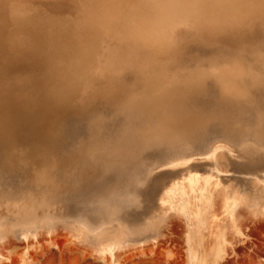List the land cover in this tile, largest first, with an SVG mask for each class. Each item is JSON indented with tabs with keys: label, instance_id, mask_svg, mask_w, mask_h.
<instances>
[{
	"label": "rangeland",
	"instance_id": "rangeland-1",
	"mask_svg": "<svg viewBox=\"0 0 264 264\" xmlns=\"http://www.w3.org/2000/svg\"><path fill=\"white\" fill-rule=\"evenodd\" d=\"M25 1H27L26 2L27 4L26 3L23 4L22 7L26 8L28 5L29 8L27 7L23 13L25 14L26 11H29L30 14V11L31 12L33 11L32 12L33 14L31 13L32 15H30V17L32 18H30L28 16L29 14H27V17H29L30 21L32 22H29V19L25 17L24 14L22 13L23 20L22 17L21 19L20 18H18L17 20L15 19L16 22L20 20L19 21L20 24L16 23V26H18L16 27L17 28L16 31L17 32L19 31L18 33L21 35V37L22 34L24 37L26 34V37L25 38L23 37L25 39L24 41L25 46L26 44L29 43L30 40H32V38L35 37L32 40L33 41L32 46L33 45L37 46V47L34 46V49L35 48L37 49L35 50L32 49L33 47L30 45L32 43L31 41L30 44H28V46L26 47L28 48L30 45L29 48H31L32 50L29 48L27 50L26 47L25 49L27 50V52L33 51L35 53V56L32 55L33 52L32 53L30 52L32 56L29 54V52L26 55V52L23 50V52H25L23 54H25L26 63H28V61L31 63V65L30 63L27 64V69H25L26 72L24 71V75L26 76L22 75L23 74L21 73L22 71L20 72L19 70L13 73V77H12V79L14 78L13 80L19 79L18 81H21L22 83L23 81H25L23 83L25 85V88L23 89L21 94H26V97L24 98L28 99V102H30V104L32 103L31 105L36 103L41 107H43L51 102H54L55 97L56 100L59 99V97L61 99V96H63L65 92L68 91L69 93H66L67 95L63 96L64 99L66 98L65 101L67 99L69 101L70 99L72 102L73 96L77 95L76 90L81 89L80 91H78V95H77L78 97L76 96L77 98L75 97L74 98L75 100L73 99V101H76V99L77 100L80 99L82 97V92H83L82 86L80 87V85H83L85 82H88L90 87L92 86L91 89L93 90V93L90 95L92 101H90L91 99H88L89 101L86 102L87 104H83V107H80L81 109L79 108L78 112L76 111L69 113L66 116V120L64 121L65 118L62 120L61 122L62 125L60 124L59 125L60 128L59 127L57 128V131L58 130L59 131L58 132L56 131L57 133L55 132L54 134L55 137L53 136V138L49 140H45V138H42L40 136L37 138L36 136L28 134V132L27 133L22 132L20 133V135H18V138L20 136L19 139L17 138L8 145L0 142V220L3 221L2 223L6 224L9 227L11 226V221L12 224H14L16 222V219L18 218L16 212L13 210V208H11V206H9L10 204H8L7 201L10 203H14V202L20 203V200L22 201L26 200L25 203L26 202L31 203L32 202L31 200H33L34 203L38 202L39 204V202L43 200L42 202H45L46 204L49 202L48 203L49 207L48 206L44 207L45 204L43 205L41 204L44 207L43 208L44 211H42L41 205L39 204L40 208L39 206L36 205V207L39 208L37 209L39 210L40 217L42 218L49 211L55 212V213L53 212L54 213L53 215L54 217L52 216L53 218L50 217V220L45 219V224L43 222L41 223L44 224L45 226L41 224H37L38 223L37 222V223H33L35 225L29 224L26 227L27 229L26 228L24 229L26 231L28 230L29 227L30 230L26 231L27 234H25L26 233L25 231L22 234L19 232L17 233L8 232L6 236H3L6 238L0 239V264H202V262L205 261L206 259L207 260L209 259L210 260L209 262H211V260L214 259L213 257L215 256L214 253L216 252V250L219 251L221 250L220 252L223 251L222 254L220 255L219 260L216 262L217 264H264V214L261 213V209H263L262 211L264 213V202H263L264 200H262L264 198V194L262 193V191L264 192V190H262L260 186L255 185L253 180L245 179L244 181L246 183L244 181L242 182L244 189L246 188L244 190L245 195H247L246 198L249 199V201L245 200L246 198L242 199L243 202L245 203H241L242 202L241 200L238 206L234 208L235 211L234 221H233L234 218L231 219L229 215L228 218L226 216L227 214L223 212V210L220 209L221 207L218 206L217 202L213 200H211L208 205L209 208L208 210L210 211L207 210L208 211L207 212L206 209L204 210L210 216L209 217L208 215L204 216L207 213L204 214L203 211L202 212L200 211V217L196 215V219H195L196 221H193L192 218L193 217L195 218L194 215L193 217L190 215L188 218H186L182 213H181L182 215L179 212H176L175 214L176 210L173 212L174 213L173 214L172 211L174 209H171L172 211L169 210V212H171L173 215L168 213V211H166V216L163 215L164 216L163 217L162 215H160L161 214L160 204L157 199L153 200L151 204L145 205L144 203H142V199L140 196V190H142L143 186L150 180V177L152 178V176H154L156 170H159L161 168L160 166L166 165L170 163L172 160L174 161L177 159L185 158L190 155L197 156L200 154L207 153L212 148H214L216 144L220 142L226 144L228 149H230L229 150L230 152L228 150H225L226 152L224 151L227 157L232 155L231 152H233V155L229 157V160L242 161V159L244 160L246 159L244 157H252L259 154L260 155L264 154L262 149V144H264V139H263L264 138V24H263L264 12L262 10L264 9H261L260 5L256 6V4H260V0H246V1L225 0V2L227 1L228 3H230L226 5L228 8L224 5L227 2L224 3L222 0H217V1L210 0L211 2L214 1L212 3L214 4V6L211 5V2L209 3V0L208 1L204 0L207 1L208 4H210L209 6H202L205 2L201 3L200 0L199 6H202L201 8L198 5H196L198 3V0H188L190 1L189 4L187 2L188 5L195 6V8L194 7L191 8L193 11L198 9H199L198 11L209 10L207 12L211 11L217 14L220 13L223 17L222 16H220V18L214 17L211 19H207L202 23L201 22L195 23L187 20H185L184 22V20H182V21L170 23L169 25L165 26L166 29L165 27L158 28L156 27V24L153 25L155 22L154 20L155 18L153 14L150 15L149 13H146L144 15V19H145L144 24L148 25V28L145 27V29H142L140 24L138 25L136 21L129 18H122V17L103 18V17H99L94 12L92 13L93 16L92 17L91 14L89 15L84 13L86 0H72V1L61 0L59 2L57 0H51V1L42 0L45 4L49 2L48 3V5L50 4L49 7H52L51 8L52 12H50V14L44 13L47 12L45 10V8H47L46 6H43L45 7L44 8L45 11H44L42 10V4L41 6L38 5L39 3L42 2L41 0L40 2L38 0L35 1L25 0ZM25 1L22 0L23 3ZM100 1H102L108 7H116L118 5H123V6L129 5L136 0H100ZM233 1L235 3H233ZM255 1L257 3H255ZM50 2L51 3L63 2L65 4L62 3L59 4L58 6L57 4H54L56 6L55 7ZM191 2L194 4H191ZM215 2H219V3L223 2L219 5V6L222 5L223 7L222 6H221L222 8L219 7L218 6L219 3L216 4ZM241 2L252 4L253 7L240 8L238 7V5ZM32 3L35 4H33L32 6ZM30 4L32 7H30ZM20 5H22L21 2ZM64 5L65 6L70 5V6L69 7L67 6L68 8H66L64 7ZM60 6L66 9L71 8L70 11L65 10V12L67 11L65 14H64V10H62V14L65 15V16L62 15L63 18L66 19L69 18L68 20L65 19L67 21L66 23L61 22L65 20H63L62 18L60 14L61 12L58 11V8L59 9L61 8ZM215 6H217L218 9H216ZM49 7H48V12L50 11ZM53 7L55 8V10L57 9L56 10L57 14L55 10L53 11ZM37 8H39V10L41 9V13L44 11L43 12L44 14L42 13L43 14L42 16L41 15L37 16V14H41L39 10H35ZM98 8L96 10L104 9L102 6H99ZM180 9L181 7H177V10L179 12L182 11L181 13L185 15L188 13L190 14L192 12L190 6H186L181 10ZM19 10H21V8ZM51 13L52 14L54 13V15L56 14L58 17L60 14L61 16L59 18L60 20L59 19L57 20L59 21V23H57L56 20H54V22L57 23V24L55 23L56 25H59L60 23L64 25L65 23L67 24V28H65L66 27L65 25L64 26L65 29L63 30V26L61 24H60L61 26L59 25L60 28L56 26L53 23V21H51L52 18L49 19L51 16L54 18L56 17V15L53 16ZM66 14L69 17H67ZM85 14L86 16H84ZM245 14L246 16L248 15L250 20H248V17H246ZM76 15H78V17H76ZM258 15H259V19H256ZM241 16L244 17L241 18ZM38 17L40 18L42 17V20L45 17L46 19L49 17L48 19L51 21L50 24L51 23L53 24L50 25L48 23H44L45 20H43L42 22L46 25H43L44 27L42 28L41 26L43 23L41 22V20L39 22L40 18L38 19ZM58 17H56V19ZM253 18L255 21L253 20ZM70 19H72V21ZM239 19L242 21H239ZM74 20H77L78 22L74 23ZM79 20L81 21V23H79L80 22ZM237 21H239V23ZM24 22L25 23L28 22V24L26 23L25 25ZM36 22L38 23V26H35L37 25ZM46 22H48V20ZM82 22L85 25L87 23L88 26L90 24L91 29H95L97 33L95 30H89L90 29L89 27L84 29L85 28L84 24H83L84 28H80L81 30L80 31L78 26L80 25L81 27H83ZM131 22H132V26H130ZM228 22H231L232 25L234 23L233 26L241 25L243 27L242 30L245 31L243 32L241 31L239 33V36L237 35L235 37L229 36L228 34H224V32L227 29L233 27ZM244 22L246 24H244ZM21 23L23 24V26ZM33 23H35L34 26L36 27V29L38 28V30H40L39 27L41 28L40 32L37 30L40 34L37 33L35 27L33 28L32 26ZM52 25H55L56 29L58 28L59 29L54 30L53 28L55 26ZM74 25L76 26L77 30L74 29L75 31H73L72 34L70 29ZM30 26L33 29L29 28ZM45 26L47 30L44 29ZM68 26H71V28ZM102 28L105 30H103ZM133 28L135 29L137 34L135 33ZM51 29H53L56 32H54ZM67 29H69V31ZM99 29L101 30V32L99 31ZM28 30H33V31H29L31 36H29V33L27 35ZM49 30H51V32L52 31L54 32V33L52 32L53 34H51V36L55 35L54 37L52 36V38L57 37L58 40L62 42L63 44L62 46H64L65 44L64 42H66V40L64 39L60 40L59 38H62V35H64L65 33V36L63 37L68 36L66 39H67V44H69L70 46L69 47L68 45L65 44L64 47L65 49H67L66 52L68 51L69 48V51L67 53L68 54L71 53L76 57L70 55V57H73L70 58L71 60L68 57L67 58L69 60L66 59V57H64L63 59L62 57L65 56L63 52L65 54L66 52L63 50H62L63 52L62 51L60 52L58 50L57 45H60L61 43V42L59 43V41L58 43H56L57 41L55 42L57 44L56 48L52 47L55 46L54 41L57 39L55 38V40L53 41V39L49 37L50 34L49 36L46 35L50 32ZM143 30H145V32ZM199 30L212 31L211 32L212 34L211 33L206 34V35H212V37H209L208 39H204L202 36L197 34ZM20 31L26 33H21ZM34 31H36L35 33L37 35L34 34ZM62 31L65 32L61 33ZM66 31H68L69 33L71 32L70 33L71 36L72 35L74 36L76 34V33L74 34V32L76 31L77 33L79 32L80 33L76 35L77 37L75 36L73 38V36L69 37L70 34L68 32L66 36ZM92 31H95V34L97 35L94 36L97 42H95L94 37H92L93 36ZM111 31L112 33L113 32L114 33L113 34L109 33ZM99 32L101 33V35ZM217 32H219V34ZM33 34L35 35L34 37L32 36ZM56 34H58L59 37L56 36ZM106 34L109 35L108 38L110 37L109 39L110 41L108 40L107 37L106 38L104 37L107 36ZM80 35L81 37L83 35L82 39ZM158 35L161 37H159ZM49 38H50V42L48 43L47 39ZM51 39L53 42H51ZM98 39L100 40V42ZM34 41L36 42V44H34L35 43ZM108 42L109 44H111L109 45L110 47L108 46ZM168 42L171 45H173V53L169 55L170 57L168 56L165 59L164 58L160 59L156 54H154L153 56L155 49H157L159 45L160 46L168 45L169 44ZM88 44L91 46V48L90 46H88ZM129 44L130 45L133 44V45L130 47ZM66 46L68 48H66ZM51 47L54 49H52ZM103 47H104V52H103ZM125 48L127 49L125 50ZM54 50L57 51V54L59 52L57 57L56 55H54L55 52L53 53ZM129 50L131 51L130 55H129L130 53ZM48 51L53 53V56L56 58H58L60 55L58 60L61 58L62 61L61 59L59 61H61L62 63H59L57 61L60 66L58 65L57 67L56 65L58 63L55 61H49L51 60L49 59L51 58V55L49 56ZM82 51L83 53L85 51H89L88 57L91 56V54L93 53L90 60L91 62L89 61L87 62L92 63L93 62L92 59L94 60L95 58H97L94 61L97 65H94L93 63L87 65L88 67L85 66L86 69L92 65L94 66L93 69H91L92 71L90 70V68L88 69L89 71H87L88 72L87 74H89L88 76L91 78H89L88 76L87 77L89 79L86 77H84L86 79L82 78L83 80L82 79L81 80L83 82L80 83L78 82L79 84L78 83L75 84L77 85V88L78 87L80 88L77 89L74 86L76 90H73V92H75L73 94L75 95L73 94H72L73 96L68 95L72 92V89L70 90L69 87H67L66 89L65 84L67 83V80L69 79L73 81V82L70 81L71 83H76L77 78H76V82H74L75 77L78 76L77 75L73 78L74 74L72 70L74 71V73H76L78 70L80 71L83 69L86 72V69L84 68L85 64L84 65L80 64L83 67L80 68L79 66L80 69H78L75 67V64H77V62L74 63L76 61L75 58H77V60L78 59L82 60L80 59L82 57H79L80 56L79 53H81ZM126 52H128V55L126 54ZM135 52L138 53L135 54ZM42 53H44V55ZM60 53L63 55H61ZM102 53L105 54L103 55ZM46 54L48 55L46 56ZM94 54H99V55L98 56L95 55L94 57L93 56ZM36 55L38 56L35 61L34 57H36ZM53 56H52V60H54ZM102 56L105 57L102 58ZM29 57L30 58L32 57L33 60L31 58L30 61ZM44 57H46L48 60L45 59ZM56 58L55 60H57ZM67 60L68 62L74 61L72 62L74 66L70 62L67 63ZM100 60L103 61L100 62ZM64 61L66 63H64ZM136 61L141 65H143L145 69L143 67H140L141 65H138ZM45 62L48 63L50 62V64L48 65ZM51 64H53L52 67L55 68V71H53L54 68H52L51 71V67H49L51 66ZM54 64L56 67L54 66ZM63 64H66L67 67L64 68L66 70L65 72H68L70 70L69 68H71V70L69 71L70 74L68 73L69 74L68 77L66 76L68 74L63 72L62 69H60V67L62 68L65 67V65ZM68 64L69 66L71 64L72 67H69ZM47 66L49 67V69L47 68ZM234 66L238 67L240 74L233 75L234 78L230 75L227 74L226 75L231 79H237L235 81L236 88L238 89V91L241 92V95L239 97H230L224 95L223 94L224 88L219 83L217 78L218 75H221L222 73L225 74L230 68ZM46 68L48 73L46 72ZM58 68L60 70H58ZM74 68L77 71H75ZM100 68L101 70L99 71ZM140 68L143 69L144 73L139 71ZM56 71H60L61 74L65 73L64 78L65 79L68 78V79L67 80H65L64 78H62L64 80L60 79L61 76L58 75L59 76L58 77ZM84 71L83 72L80 71L81 73H83L82 76H84ZM145 71H147V73ZM78 72L77 74L80 73ZM108 72H111V74H107ZM17 73L19 74L20 78L18 77V75H16ZM30 73L34 76H32ZM44 73L47 74V75L45 74L46 77H48L47 79L46 77H43L45 76ZM29 74L31 76H28ZM54 74L56 75L54 76L56 77V79L53 77ZM200 74L201 76L203 75L202 76L203 78L200 76ZM40 75H41L40 77L41 79L45 78L47 80V81L43 80L42 83L45 81L44 82L45 85L46 83L48 84L46 85L48 89L44 87L45 89L44 90L43 89L44 85L42 86V84L40 83L41 79L38 77L39 78L38 80V78L35 77ZM49 75H51L52 78ZM70 76H72L71 79L69 78ZM31 77L34 78L32 79ZM28 78H30L31 80L29 81ZM53 78L56 82L61 81L59 82L61 84H59L58 82L56 84L55 81L52 82ZM58 78L60 80H58ZM108 78L111 79V86L105 85V83L103 84V82H105ZM69 80L66 86L70 85L71 87H73L74 84L71 85L69 83ZM79 80L80 79H78V81ZM26 81L28 86H26ZM36 82L38 83L36 84ZM31 83L34 85L35 89L31 88L33 87ZM50 83L51 85H53V83L54 85L55 84L59 86L61 85V88L64 91L61 89L60 90L56 89L57 86H55L56 88L53 86H49ZM96 83L98 87H101L103 85L104 86L102 88L96 89L97 88ZM191 83L195 85H192ZM93 84H95V86ZM193 86H198V87L193 88ZM36 87L37 90L39 89V91H37L38 92L37 96H40L39 95L40 92V94L42 95L40 97L41 99L44 98L45 99V100L43 99L44 101H41L39 97L36 96L35 93H32V91H36ZM41 87L43 90L41 89ZM104 88L110 90L107 91ZM27 89L30 90L31 92L28 91ZM53 89H55V91ZM100 89L103 92L101 94H100L101 91H99ZM56 90L61 91V92L57 91L58 96H56L57 94ZM47 92H49L48 95ZM31 93L34 96L32 98L30 96L32 95ZM51 93L53 96L50 95ZM48 96L49 98H47ZM65 96H68L70 98ZM63 97L62 100H64ZM30 98L32 99L31 100L32 102L30 101ZM37 99H39L40 101ZM130 107L132 108V111ZM138 107H141L142 110L140 108L138 110ZM185 112L189 113V117L186 116L188 115V113ZM135 114H138V117L135 116ZM214 114H216L215 116H217L218 119L214 116ZM129 115L132 117H130ZM181 116H183L184 120H182L183 118ZM226 119L228 120L226 121ZM247 119H249L250 121L248 122ZM197 120L200 123H198ZM193 121L195 123H192ZM235 123L237 124V127ZM193 125L194 127H192ZM181 129L183 130L181 131ZM185 133H187L188 135ZM173 140L175 141L173 142ZM52 146H54V148ZM47 147L48 149H45ZM55 148H57L58 150ZM236 153H238L239 155L237 156ZM216 156L218 157L219 155ZM234 156L235 157L237 156V158H235ZM217 157L215 158L218 159L217 164L219 168H221V164H223L222 165L223 169L221 168L220 170V175L221 174L223 175L222 170L224 171L226 165V159L224 158V155L223 156L220 155V158L222 160L219 159V157L218 158ZM240 157L242 158L240 159ZM153 168L156 170L153 171ZM34 170L37 171L35 172ZM44 171L45 172L47 171L46 172L47 174ZM40 172L42 174H39ZM150 173L153 175L150 176ZM224 176H228V173H224ZM162 178H164V180L166 179V177H159L155 180L157 182H153V183L157 184L158 182H161ZM50 179L52 183H50L51 182L49 181ZM230 182L231 181H227V183ZM258 192L260 193L257 194ZM262 194H263V198H261ZM44 196H46V199ZM254 196L255 199H253ZM260 199L262 201H260ZM254 200L255 202H253ZM2 201H4V203ZM221 212L224 215L221 214ZM55 216L57 217L58 220H56ZM159 217H163L161 218V220H164L165 217L166 219L164 220V222L161 221L162 223H160V220H158L160 219ZM198 219H200L199 220L200 223L196 224ZM73 220L80 221V224L77 223L78 224L77 225L76 222ZM81 220L83 221L85 220L84 229L82 227V230H80L81 227L78 228L81 225L83 226V221ZM50 221H52V223ZM232 221L235 223H233ZM46 222L51 223L49 224L50 227L47 226ZM154 222H156L155 225L158 226V228H156L155 226L156 232H154L155 234L152 232L154 234L153 236L150 232L153 231L154 229L153 228ZM72 223H75L76 225L74 226V224ZM99 225H101L100 227H103L108 231L107 232L105 230V232L107 233L105 234V236L108 235L105 237V239H108L110 235L111 237L113 236L112 232H114V230L113 231L111 230L113 229V227L115 230L116 228L120 229V236H122L124 233L127 236H131L133 232L134 234L136 233L138 234L141 232L143 233V235L140 234V236L138 235L139 236L138 237L136 236L137 235L136 234L135 235L136 237L135 236L126 237L127 240L129 241L121 240L123 238L126 239L124 236H122L123 238L119 237L121 238L120 240L123 241V244L120 241L119 242L117 241V245H114V247L116 248L112 246V249L113 248L114 249L110 251V253L106 252V254L103 256L104 253L100 252V249H102V247L106 245L105 240L101 236L96 238L97 234L95 235L96 233L95 231H97L95 229H97ZM151 225L153 226L152 230H150L151 228H149V226ZM91 226L93 227L95 226V229L93 230ZM145 226L150 230L149 233L147 232L148 234L147 233L145 234V232L141 230V228L142 229L146 228ZM30 227L31 228L34 227L32 228L33 232H29L31 231ZM89 227H91L93 231L91 229L87 230V228ZM35 229L36 231H34ZM75 229L81 231L79 232L80 234H78V236H77L78 232L75 231ZM119 229H117L116 231H119ZM125 229H127V231ZM109 230L111 231L110 234H109L110 232ZM131 230L133 231L132 233ZM135 230L137 231L136 233ZM90 231H92V234L94 233L93 235H95L94 237H91L93 241L95 238L97 240L99 239L98 241L95 239L96 242L95 243L93 242V244L91 243L92 239L87 236V234L89 235ZM236 231H238V233ZM84 232H86L87 234ZM121 232H123V234ZM128 232L130 233V235H128L129 234ZM10 233L12 235H10ZM31 233L33 235H31ZM118 233L115 232V234L119 235ZM85 235L87 236L88 240H91L90 243L89 241L88 242L84 241V237L86 238ZM219 235H223L220 236L222 240L218 239ZM79 237L80 239H78ZM151 237L153 241L149 242L151 240ZM73 238L77 240H74ZM100 238H103L104 241L102 242L101 241L102 239ZM110 238L108 240H110ZM217 242L221 244V246ZM102 243H105V245L104 246L101 245ZM94 244H96L95 247L93 246ZM137 244L139 245L142 244V245L139 246ZM98 245L99 247H97ZM96 247L98 249L100 248L99 254L102 253L103 257L97 253Z\"/></svg>",
	"mask_w": 264,
	"mask_h": 264
},
{
	"label": "bare ground",
	"instance_id": "bare-ground-1",
	"mask_svg": "<svg viewBox=\"0 0 264 264\" xmlns=\"http://www.w3.org/2000/svg\"><path fill=\"white\" fill-rule=\"evenodd\" d=\"M23 1H25V0H23ZM32 1V0H31ZM35 1V0H34ZM39 2H40V0H38ZM42 1V0H41ZM43 1H45V0H43ZM42 1V2H43ZM49 1V0H48ZM51 1V0H50ZM58 2L59 1H61V0H57ZM72 1V0H71ZM185 1V0H184ZM183 1V2H184ZM199 1L200 0H198V3L196 4V5H200L199 4ZM208 1V0H207ZM207 1H202L201 0V3H203V2H205L202 6H209L210 4H208L207 3ZM217 1V0H216ZM224 3H226L227 1H229V0H227L226 2H225V0H222ZM236 1V0H235ZM240 1V0H239ZM238 1V2H239ZM241 1H243V0H241ZM246 1V0H245ZM20 2H21V4L22 5H20ZM27 1H25L24 3L22 2V0H0V142L1 143H3V144H6V145H8V144H10V143H12L14 140H16L17 138H18V135H20V133H22V132H28V134H31V135H33V136H36L37 138L40 136V137H42V138H45V140H49V139H51V138H53V136H54V134H55V132L57 131V128L59 127L60 128V124L62 125V120L64 119V121L66 120V116L69 114V113H72V112H78V109L80 108V107H83V104H87L86 102H88L89 100L88 99H91L90 101H92V98H90V95L93 93V90L91 89V87H90V85L88 84V82H85L83 85H80V87L82 86V90H83V92H82V97L80 98V99H76V101H73V99L78 95V91H80V90H76L75 88H74V86L77 88V85H75V84H77L78 82L80 83V82H83L82 80V78H84V77H86V78H88L89 76V74H87L88 72L87 71H89L88 69L90 68V70L91 69H93V65L92 66H90L89 68H87L86 69V67H88L87 65H90V64H93L94 63V65H97L94 61L97 59V58H95L94 60L92 59V63H89V62H91L90 60H91V56H92V54H91V56H89L88 57V55H89V51H85L84 53H83V51L81 52V53H79L80 54V56L79 57H82V58H80V59H82V60H79V62L80 61H82V62H78V60H77V58H75V62L74 61H69L70 63H72V62H74V63H76L77 62V64H75V67L76 68H78V69H80L81 67H83V66H81V65H84V68L86 69V72L84 71V69L83 70H80L81 72H83L84 71V76H82V74L83 73H81L79 70V72L75 69V71H77L79 74H77V72L76 73H74V71L72 70V72H73V74H74V76H73V78L75 77V76H77V77H75V81L74 82H76V78H77V82L76 83H71V82H73V81H71V80H69L67 77L69 76V71L71 70V68H69V67H72L71 66V64H70V66H69V64H68V68L70 69L68 72H65L66 70L64 69V68H67L66 67V64H63V65H65V67H60V69H62V71L63 72H65V73H69L68 75H66L67 77V79L69 80V83L71 84V85H73V87H71L70 85H68V86H66V84L68 83V80L67 79H65L64 77H65V73H63L64 74V76H63V74H61L60 73V71H56L57 72V76L59 75V76H61L60 77V79H62V78H64L65 80H67V83L65 84V87H66V89H67V87H69V89L71 90L72 89V92L70 93V94H68V95H72L73 93H75V92H73V90H76V96H73V95H75V94H73L72 96H73V98H72V102H71V100L69 99V101H68V99L65 101V99H64V95H67L66 93H69V91L68 92H65V94L63 95V96H61V99H60V97H59V99H57L56 100V97H55V99H54V102H51V103H49L48 105H50V106H48V105H46V106H43V104H42V106L43 107H41L40 105H38V104H36V103H34L33 105H31L30 104V102H28V99H26V98H24V97H26V94H21L22 93V91H23V89L25 88V85L23 84L25 81H23V83L21 82V81H18V80H13L12 79V77H13V73L15 72V71H22L21 73H23L22 75H24V71H25V69H27V64L28 63H30L29 61H28V63H26V61H25V54H23V53H25L26 52V55H27V53L29 52H27V50H28V48L30 47V45L32 46V44H33V39L35 38L34 36V34H36L35 32L38 30V28L36 29V27L35 26H38V21L36 22L37 23V25H35L34 26V24L35 23H33V28L35 27V29H36V31H34V34L32 35L34 38H32V40H30L29 41V43L28 44H30V42L32 41V43L29 45V47L27 48L26 46H28V44H26V46H25V43H24V41H25V37H26V34H25V37L23 36V34H22V37H21V35L16 31L17 30V28L16 27H18V26H16V23H19V21L20 20H18V22H16V20L18 19V18H20L21 19V17H22V20H23V12L25 11V9L28 7V5H27V7L25 8V7H22L23 6V4H25ZM29 2V1H28ZM39 3L38 5L39 6H41V4H42V10H44V8L45 7H43V6H46L47 8H45V10L47 11V12H44V13H46V14H50V12H52V7H49L50 6V4L48 5V3ZM188 2V4L190 3V1H185V3H187ZM193 2V1H192ZM191 2V4H194V3H192ZM211 1L209 0V3H210ZM214 2V1H213ZM213 2H211V5H213L214 6V4H212ZM223 2H221V3H223ZM231 2V1H230ZM18 3V4H17ZM31 3V2H30ZM51 3V2H50ZM63 3V2H62ZM62 3H51V4H53V6H55L54 4H57V6L59 5V4H62ZM136 3H137V0L136 1H134V2H132L131 4H129V5H125V6H123V5H118V6H116V7H108V6H106L102 1H100L99 0V4H100V6H102L104 9L103 10H95L94 11V13L96 14V15H98L99 17H103V18H108V17H115V18H118V17H122V18H129V19H132V20H134V21H136V23H138V25L140 24V26H141V28L142 29H145V27L146 28H148V25H146V24H144V21H145V19H144V15L146 14V13H149L150 15L151 14H153V16H154V20H155V22H154V24L153 25H155L156 24V27H158V28H163V27H165V26H167V25H169L170 23H174V22H178V21H182V20H184V22H185V20H187V21H192V22H197V23H199V22H204L205 20H207V19H211V18H214V17H217V18H220V16H222L220 13H215V12H207V11H209V10H207V11H198V10H195V11H193L191 8H195V6L193 5V6H191V5H189L190 6V9H191V13L189 14L188 12V14H183V13H181V12H179L178 10H177V8L176 9H174V8H171V9H168V10H166V11H163V12H159V11H155V10H149V9H144V8H140V7H137L136 6ZM216 4L217 3H219V2H215ZM221 3H219L218 4V6L221 4ZM233 3H235L234 1H233ZM255 3H257L256 1H255ZM27 4V3H26ZM29 4V3H28ZM33 4H35V3H32V6H33ZM63 4H65V3H63ZM228 4H230V3H226V4H224L225 6L226 5H228ZM21 7H20V6ZM74 5V4H73ZM84 5V4H83ZM237 5V4H236ZM235 5V6H236ZM257 5H260V4H256V6ZM26 6V5H25ZM31 6V4H30V7H32ZM61 6H63V5H61ZM60 6V7H61ZM68 5H64V7H66V8H68L67 7ZM72 6V5H71ZM202 6H199L200 8L202 7ZM222 6V5H221ZM221 6H219V7H221ZM232 6H234V5H232ZM18 7H20L21 8V10H19L20 8H18ZM48 7H49V12H48ZM56 7V6H55ZM63 7V8H64ZM216 7V9H218V7L217 6H215ZM214 7V8H215ZM223 7V6H222ZM221 7V8H222ZM227 7V6H226ZM24 8V9H23ZM29 8V7H28ZM58 8V7H57ZM62 7L59 9L58 8V11H60L59 13L61 14V16L63 15L62 14V10H64V14L67 12H65V10H68V11H70V9H66V8H64L63 9ZM85 8V7H84ZM182 8H184V7H181V9ZM212 8V7H211ZM210 8V9H211ZM221 8H219V9H221ZM228 8V7H227ZM81 9V8H80ZM99 9V8H98ZM180 9V10H181ZM189 9V10H190ZM258 9V8H257ZM17 10H19V11H17ZM35 10H39V8H37V9H35ZM35 10H34V12H35ZM55 10V8L53 7V11ZM57 10V9H56ZM56 10H55V12H56ZM75 10V9H74ZM186 10V9H185ZM213 10V9H212ZM80 11V10H79ZM217 11H220V10H217ZM232 11H233V9H232ZM257 11V10H256ZM263 12H264V10H262ZM28 12V13H27ZM33 12V11H32ZM31 11H30V14H29V11H26V15L24 14V16L25 17H27V14H29L28 16L30 17V15H32L33 13H32ZM37 12V11H36ZM39 12L41 13V9L39 10ZM42 12V13H43ZM74 12V11H73ZM262 12V13H263ZM23 13V14H22ZM32 13V14H31ZM37 14V16L38 15H43V14ZM58 13V14H59ZM82 13V12H81ZM85 13V12H84ZM52 14V13H51ZM56 14H57V12H56ZM55 14V15H56ZM60 14H59V17L56 15V17H58L57 19H56V17L54 18V17H48L49 19H51V21H53V23L55 24L56 22H54V20H58L61 16H60ZM77 14V13H76ZM53 16H55L54 15V13L52 14ZM67 15V14H66ZM232 15H233V13H232ZM243 15V14H242ZM250 15V14H249ZM260 15H261V13H260ZM35 16V15H34ZM34 16H33V18H34ZM47 16V15H46ZM49 16V15H48ZM63 16H65V15H63ZM63 16H62V18H63ZM81 16V15H80ZM84 16H86V14L84 15ZM88 16V15H87ZM91 16H92V14H91ZM90 16V17H91ZM245 16H246V14H245ZM254 16V15H253ZM252 16V17H253ZM24 17V18H25ZM29 17H27L28 19H29ZM44 17V16H43ZM67 17H69L68 15H67ZM76 17H78V15H76ZM93 17V16H92ZM223 17V16H222ZM244 16H241V18H243ZM246 17H248V15L246 16ZM255 17V16H254ZM257 17V16H256ZM263 17V16H262ZM30 18H32V17H30ZM40 17H38V19H39ZM46 19V17L45 18H43V20H45V22L44 23H48V24H50V20L49 19ZM62 18H61V20H62ZM83 18V17H82ZM82 18H81V20H82ZM85 18V17H84ZM97 18V17H96ZM227 18V17H226ZM234 18H236V17H234ZM16 19V20H15ZM36 19V18H35ZM34 19V20H35ZM66 18H63V20H65ZM69 18H67L66 20H68ZM252 19V18H251ZM256 19H259V15H258V17L256 18ZM33 20V21H34ZM40 20H41V22L43 21L42 20V17L39 19V22H40ZM48 20V22H46ZM60 20V19H59ZM61 21L62 23L63 22H67V21ZM71 21H72V19H70ZM88 20V19H87ZM96 20H98V19H96ZM110 20V19H109ZM108 20V21H109ZM121 20V19H120ZM126 20V19H125ZM233 20V19H232ZM248 20H250L249 19V17H248ZM253 20H254V18H253ZM252 20V21H253ZM261 20H263V19H261ZM25 21V20H24ZM27 21V20H26ZM80 21V20H79ZM89 21V20H88ZM104 21H105V19H104ZM122 21H123V19H122ZM151 21V20H150ZM230 21V20H229ZM239 21H242V20H240L239 19ZM239 21H237L238 23H239ZM255 21V20H254ZM258 21V20H257ZM260 21V20H259ZM22 22V21H21ZM29 22H32V21H30V19H29ZM75 22H78L77 20H74V23ZM83 22H85V21H83ZM82 22V26L83 27H81L80 25L78 26V28H79V30H80V28H84V23ZM91 22V21H90ZM115 22V21H114ZM125 22V21H124ZM123 22V23H124ZM219 22V21H218ZM222 22V21H221ZM247 22V21H246ZM25 23V22H24ZM27 24H28V22H26ZM26 23H25V25H26ZM43 23V22H42ZM42 23H39V24H42ZM42 24V28L44 27L43 25H46V24ZM53 23H51V24H53ZM57 23H59V21H57ZM56 23V24H57ZM64 23V25L63 24H61L62 26H63V30L65 29V28H67V24H65ZM73 23V24H74ZM79 23H81V21L79 22ZM79 23H77V24H79ZM92 23V22H91ZM101 23V22H100ZM106 23V22H105ZM180 23V22H179ZM228 23H230V25H232L231 24V22H228ZM241 23V22H240ZM256 23V22H255ZM20 24V23H19ZM22 24V23H21ZM50 24V25H51ZM55 24V25H56ZM59 24V25H60ZM84 24V25H83ZM121 24V23H120ZM237 24V23H236ZM244 24H246L245 22H244ZM252 24H253V22H252ZM264 24V23H263ZM30 25V24H29ZM55 25H52V26H55ZM59 25H56V26H58L59 27ZM60 25V26H61ZM66 25V27L64 28V26ZM76 25V24H75ZM74 25V26H75ZM94 25H96V24H94ZM134 25V24H133ZM174 25V24H173ZM175 25H177V24H175ZM191 25V24H190ZM223 25H224V23H223ZM233 25H234V23H233ZM232 25V26H233ZM22 26H23V24H22ZM40 26V25H39ZM48 26V25H47ZM51 26V27H52ZM56 26L53 28L54 30L56 29ZM74 26H72V28H71V26H68V27H70L71 29H70V31L72 32V34H73V31H75L74 29H76V26H75V28H74ZM98 26V25H97ZM103 26V25H102ZM104 26H105V24H104ZM130 26H132V22H131V25ZM195 26V25H194ZM239 26H241V25H239ZM238 25H236V26H233V27H231L230 29H227L225 32H224V34H228L229 36H239V33L242 31H245V30H242L243 29V27L241 26V27H239ZM27 27H28V25H27ZM87 27H89L88 29L89 30H95V29H91V25L89 24V26L87 25V23H86V25H85V28L84 29H86ZM111 27V26H110ZM125 27V26H124ZM216 27V26H215ZM29 28H31V29H33L31 26L29 27ZM50 28V27H49ZM60 28V27H59ZM58 28V29H59ZM98 28H100V27H98ZM152 28V27H151ZM150 28V29H151ZM155 28V27H154ZM214 28V27H213ZM39 29L40 30H38L39 32L41 31V28L39 27ZM44 29H46V26H45V28ZM43 29V30H44ZM53 29H51V30H53ZM58 29H56V30H58ZM103 29V28H102ZM109 29V28H108ZM121 29V28H120ZM129 29V28H128ZM134 29V28H133ZM132 29V30H133ZM165 29H166V27H165ZM200 29V28H199ZM204 29V28H203ZM210 29V28H209ZM219 29V28H218ZM244 29H246V28H244ZM19 30V29H18ZM20 30H21V28H20ZM25 30V29H24ZM26 30H27V28H26ZM47 30V29H46ZM51 30H49L50 32L48 33V34H46V35H48L49 36V34H50V36L49 37H51L52 38V36H51V34H53L54 32H56V31H52L51 32ZM68 31H69V29H67ZM77 30V29H76ZM88 30V31H89ZM98 30V29H97ZM103 30H105V29H103ZM141 30V29H140ZM147 30V29H146ZM29 31H33V30H28V32H27V35H28V33H29ZM37 31V33H39ZM61 31V30H60ZM68 31H66V36H67V34L69 33ZM81 31V30H80ZM96 31V30H95ZM95 31H92L93 32V36H92V34H91V36L92 37H94L96 34H95ZM99 31L101 32V30L99 29ZM114 31V30H113ZM116 31V30H115ZM134 31H135V29H134ZM133 31V32H134ZM144 32H145V30H143ZM142 31V32H143ZM21 32V31H20ZM59 32V31H58ZM65 32V31H64ZM63 31L61 32V33H64ZM68 32V33H67ZM70 32V33H71ZM83 32H84V30H83ZM99 32V33H100ZM108 32V31H107ZM120 32V31H119ZM143 32V33H144ZM156 32V31H155ZM158 32V31H157ZM160 32H161V30H160ZM176 32V31H175ZM212 31H204V30H199L198 32H197V34L198 35H200V36H202L204 39H208L209 37H212V35H206V34H210ZM21 33H26V32H21ZM60 33V34H61ZM69 33V34H70ZM76 33V34H75ZM80 33V32H79ZM79 33H77V31L76 32H74V36H73V38L76 36V35H78ZM96 33H97V31H96ZM109 33H112V31L111 32H109ZM114 33V32H113ZM112 33V34H113ZM126 33V32H125ZM129 33V32H128ZM135 33H136V31H135ZM139 33V32H138ZM153 33V32H152ZM159 33V32H158ZM218 34H219V32H217ZM31 34H32V32H31ZM40 34V33H39ZM44 34V33H43ZM84 34V33H83ZM102 34H103V32H102ZM121 34V33H120ZM124 34V33H123ZM127 34V33H126ZM137 34V33H136ZM146 34V33H145ZM164 34V33H163ZM212 34V33H211ZM37 35V34H36ZM88 35H90V34H88ZM100 35H101V33H100ZM105 35V34H104ZM107 35V34H106ZM162 35V34H161ZM242 35V34H241ZM29 36H31L30 35V33H29ZM39 36H41V35H39ZM45 36V35H44ZM47 36V37H48ZM55 36V35H54ZM53 36V37H54ZM56 36H58V34H56ZM63 36H65V33H64V35H62V38H59L60 40H62V39H64V40H66V42H64L66 45H68L69 46V44H67V37H63ZM71 36V34H70V36L69 37H72ZM87 36V35H86ZM97 36V35H96ZM108 36L109 35H107V36H104L105 38L107 37L108 38ZM118 36V35H117ZM128 36V35H127ZM138 36V35H137ZM159 36V35H158ZM165 36V35H164ZM163 36V37H164ZM24 37V38H23ZM59 37V36H58ZM77 37V36H76ZM80 37H81V35H80ZM82 37H83V35H82ZM82 37H81V39H82ZM159 37H161V36H159ZM23 38V39H22ZM38 38V37H37ZM55 38L57 39V40H55ZM55 38H52L53 39V41H54V45L55 46H52L51 44V46L52 47H54V48H56L57 46H58V50L61 52L62 50L63 51H65L66 52V50L67 49H65V44H64V46H62L63 44H62V42L61 41H59L58 40V38L57 37H55ZM91 38V37H90ZM97 38H99V37H97ZM96 38V39H97ZM102 38H103V36H102ZM121 38V37H120ZM123 38V37H122ZM138 38V37H137ZM141 38V37H140ZM174 38V37H173ZM40 39V38H39ZM39 39H38V41H39ZM52 39H51V42H53L52 41ZM69 39V38H68ZM77 39V38H76ZM101 39V38H100ZM110 39V37L108 38V40ZM115 39V38H114ZM162 39V38H161ZM167 39V38H166ZM37 40V39H36ZM78 40V39H77ZM93 40V39H92ZM94 40H95V37H94ZM99 40V39H98ZM144 40H145V37H144ZM150 40V39H149ZM148 40V41H149ZM57 41V42H56ZM58 41H59V43H60V45H57L56 43H58ZM105 41V40H104ZM110 41V40H109ZM135 41V40H134ZM152 41V40H151ZM35 42V41H34ZM47 42L49 43L50 42V38L49 39H47ZM56 42V43H55ZM95 42H97L96 40H95ZM99 42H100V40H99ZM107 42V41H106ZM106 42H104V43H106ZM116 42V41H115ZM172 42V41H171ZM43 43V42H42ZM88 43V42H87ZM103 43V44H104ZM169 43V42H168ZM34 44H36V42L34 43ZM44 44V43H43ZM47 44V43H46ZM72 44H73V42H72ZM102 44V43H101ZM100 44V45H101ZM127 44V43H126ZM57 45V46H56ZM70 45H71V43H70ZM109 45H111V44H109V42H108V46ZM130 45V44H129ZM133 45V44H132ZM132 45H130V47L132 46ZM141 45V44H140ZM34 46L35 45H33L32 47V49H34ZM88 46H90L89 44H88ZM93 46V45H92ZM119 46H120V44H119ZM118 46V47H119ZM123 46V45H122ZM153 46V45H152ZM25 47H26V49H25ZM35 47H37V46H35ZM42 47H43V45H42ZM51 47V48H52ZM63 47H64V49H63ZM70 47V46H69ZM100 47V46H99ZM110 47V46H109ZM125 47V46H124ZM123 47V48H124ZM54 48H52V49H54ZM66 48H68L67 46H66ZM90 48H91V46H90ZM114 48H115V46H114ZM129 48V47H128ZM219 48V47H218ZM29 49H31V48H29ZM31 49V50H32ZM35 49H37V48H35ZM34 49V50H35ZM51 49V50H52ZM127 48H125V50H126ZM130 49V48H129ZM151 49V48H150ZM23 50L25 51V52H23ZM40 50V49H39ZM47 50H48V48H47ZM57 50V49H56ZM56 50H54L53 51V53H54V55H56V57L58 56V54H59V52H58V54H57V51ZM100 50V49H99ZM108 50V49H107ZM111 50V49H110ZM118 50V49H117ZM154 50V49H153ZM44 51H45V49H44ZM50 51V50H49ZM48 51V53H49V56L51 55V58H49V56H48V58L49 59H51V60H49V61H55V62H59V63H62L61 61H62V59H61V61H59L58 60V58L60 57V55H59V57L58 58H56V57H54L53 56V53H51V52H49ZM62 51V52H63ZM68 51H69V48H68ZM67 51V52H68ZM101 51V50H100ZM112 51V50H111ZM111 51H109V52H111ZM130 51V50H129ZM31 53L33 52V51H30ZM30 52H29V54H30ZM66 52V54L63 52V54L65 55V56H61L63 59H64V57H66V59H70V58H73V57H70V55H73V54H71L70 52V54H68ZM103 52H104V47H103ZM121 52V51H120ZM34 53V52H33ZM32 53V55L33 56H35V53L33 54ZM44 53H46V52H44ZM44 53H42L43 55H44ZM51 53V54H50ZM86 53V54H85ZM138 53V52H137ZM136 52H135V54H137ZM171 53H173V45H171L170 43L168 44V45H164V46H160L159 45V47L157 48V49H155V51H154V53H153V56H154V54H156L160 59H165V58H167ZM61 54V53H60ZM63 54H61V55H63ZM67 54H68V56H67ZM100 54V53H99ZM99 54H94L93 56L95 57V55H99ZM103 55L105 54V53H102ZM113 54V53H112ZM126 54L128 55V52H126ZM131 54V51H130V53H129V55ZM31 55V54H30ZM31 55V56H32ZM48 54H46V56H47ZM86 55V56H85ZM121 55V54H120ZM233 55V54H232ZM37 56L38 55H36V57H34V59H35V61H36V58H37ZM52 56L54 57L53 59L54 60H52ZM74 57H76L75 55H73ZM85 56V57H84ZM118 56V55H117ZM224 56V55H223ZM68 57V58H67ZM105 57V56H104ZM103 56H102V58H104ZM119 57V56H118ZM137 57H138V55H137ZM170 57V56H169ZM174 57V56H173ZM32 58V57H31ZM31 58L29 57V60L31 61ZM45 59H47L46 57H44ZM55 58L57 59V60H55ZM101 58V59H102ZM117 58V57H116ZM124 58V57H123ZM142 58V57H141ZM155 58V57H154ZM221 58V57H220ZM42 59H43V57H42ZM66 59H65V61H66ZM68 59V60H69ZM85 61H84V60ZM88 59V60H87ZM100 59V58H99ZM153 59V58H152ZM32 60H33V58H32ZM48 60V59H47ZM68 60H67V63H69L68 62ZM71 60V59H70ZM107 60V59H106ZM114 60H116V59H114ZM46 61V60H45ZM64 61V63H66ZM87 61H89V62H87ZM103 61V60H102ZM101 60H100V62H102ZM138 61H140V60H138ZM143 61V60H142ZM141 61V62H142ZM160 61V60H159ZM174 61V60H173ZM233 61V60H232ZM44 62V61H43ZM54 62V63H55ZM57 62V63H58ZM87 62V63H86ZM98 62H99V60H98ZM117 62V61H116ZM120 62V61H119ZM130 62V61H129ZM137 62V61H136ZM144 62V61H143ZM150 62V61H149ZM149 62H146V63H149ZM157 62V61H156ZM175 62V61H174ZM174 62H173V64H174ZM179 62V61H178ZM33 63V62H32ZM36 63V62H35ZM39 63H41V62H39ZM45 63H47L48 65L50 64V62L48 63V62H45ZM53 63V62H52ZM59 63L56 65L57 67H58V65H59ZM79 63V64H78ZM138 63V62H137ZM136 63V64H137ZM47 64H44V65H47ZM81 64V65H80ZM153 64V63H152ZM173 64H172V66H173ZM180 64V63H179ZM240 64V63H239ZM30 65H31V63H30ZM39 65V64H38ZM52 65L53 64H51V66H49V67H51V71H52V68H54V67H52ZM72 65L74 66V64L72 63ZM118 65V64H117ZM128 65H130V64H128ZM138 65H141L140 63H138ZM242 65H243V63H242ZM41 66H42V64H41ZM54 66H55V64H54ZM55 66V67H56ZM60 66V65H59ZM62 66V65H61ZM78 66V67H77ZM79 66H80V68H79ZM86 66V67H85ZM101 66V65H100ZM115 66V65H114ZM119 66V65H118ZM148 66H150V65H148ZM147 66V67H148ZM36 67H37V65H36ZM39 67V66H38ZM49 67L47 66V68L49 69ZM92 67V68H91ZM97 67V66H96ZM105 67V66H104ZM120 67H121V65H120ZM140 67H143V65H141ZM146 67V66H145ZM241 67V66H240ZM47 68H46V72H47ZM119 68V67H118ZM130 68V67H129ZM144 68V67H143ZM171 68V67H170ZM173 68H174V66H173ZM39 69V68H38ZM41 69V68H40ZM59 68H58V70H60ZM64 69V70H63ZM145 69V68H144ZM42 70V69H41ZM40 70V71H41ZM43 70H44V68H43ZM57 70V69H56ZM101 70V68L99 69V71ZM102 70H104V69H102ZM135 70H136V68H135ZM147 70V69H146ZM210 70V69H209ZM50 71V70H49ZM53 71H55V68L53 69ZM92 71V70H91ZM97 71V70H96ZM140 72H143V69L142 68H140V70H139ZM148 71V70H147ZM147 71H145L146 73H147ZM20 72H18V73H20ZM26 72V71H25ZM39 72V71H38ZM72 72H71V74H72ZM102 72V71H101ZM100 72V73H101ZM226 72V71H225ZM229 74H228V73ZM225 74L224 73H222V71H221V75H218V81H219V83L223 86V94L224 95H227V96H230V97H239L240 95H241V92L240 91H238V89L236 88V80L237 79H231L230 77H228L227 75H230V76H232L233 78H234V76L233 75H237V74H240V71H239V69H238V67L237 66H234V67H232V68H230L228 71H227ZM16 74V75H18V77L20 78V76H19V74ZM43 73V72H42ZM48 73V72H47ZM50 73H52V72H50ZM59 73V74H58ZM91 73H93V72H91ZM144 73V72H143ZM207 73V72H206ZM31 74V73H30ZM28 75V76H31V75ZM46 73H44V75H45ZM56 74V73H55ZM53 75V77L54 76H56V75ZM61 74V75H60ZM76 74V75H75ZM107 74H111V72H108ZM106 74V75H107ZM121 74V73H120ZM227 74V75H226ZM21 75V74H20ZM36 75V74H35ZM42 75V74H41ZM41 75L40 76H35L36 78H40L41 77ZM47 75V74H46ZM46 75L45 76H43V77H46ZM81 75V76H80ZM86 75V76H85ZM99 75V74H98ZM105 75V74H104ZM143 75V74H142ZM174 75V74H173ZM209 75V74H208ZM24 76H26V75H24ZM32 76H34V75H32ZM51 78H52V76L51 75H49ZM58 76V77H59ZM72 76H70L69 78L71 79V77ZM81 78H80V77ZM88 76V77H87ZM103 76V75H102ZM200 76H201V74H200ZM203 76V75H202ZM201 76V77H202ZM226 76V77H225ZM79 77V78H78ZM97 77V76H96ZM196 77V76H195ZM228 77V78H227ZM32 79L34 78V77H31ZM39 78H38V80H39ZM48 77H46V79H47ZM50 78V79H51ZM55 79H56V77H54ZM54 78H53V80H52V82H54L55 80H54ZM73 78H72V80H73ZM86 78H84V79H86ZM89 78H91V77H89ZM88 78V79H89ZM104 78V77H103ZM112 78V77H111ZM203 78V77H202ZM207 78V77H206ZM230 78V79H229ZM29 79V81L31 80L30 78H28ZM41 79V78H40ZM45 78H43V79H41L39 82L42 84V86H43V89H44V87L45 88H47L48 89V87L46 86V85H48L47 83H46V85H45V81L42 83V81L43 80H46ZM59 78H58V80H60ZM64 79H62V80H64ZM78 79H80L79 81H78ZM82 79V80H81ZM188 79H190V78H188ZM193 79V78H192ZM199 79V78H198ZM213 79V78H212ZM26 80H27V78H26ZM34 81V80H33ZM37 81V80H36ZM47 81V80H46ZM49 81V80H48ZM71 81V82H70ZM87 81V80H86ZM89 81V80H88ZM91 81V80H90ZM93 81V80H92ZM56 82V81H55ZM58 83L59 82H61V81H57ZM57 82H56V84H57ZM94 82H96V81H94ZM114 82V81H113ZM195 82V81H194ZM197 82V81H196ZM200 82V81H199ZM199 82H198V84H199ZM38 82H36V84H37ZM49 83V82H48ZM62 83H63V81H62ZM78 83V84H79ZM105 83V85H110L111 86V79L110 78H108L105 82H103V84ZM118 83V82H117ZM32 84V83H31ZM35 84V83H34ZM54 85V83H53V85H51V83H50V85L49 86H53V87H55V86H57V88L56 89H61V90H63L62 88H61V85L59 86V85ZM59 84H61V83H59ZM82 84V83H81ZM100 84V83H99ZM103 84H101V85H103ZM186 84V83H185ZM192 85H195V84H193V83H191ZM190 84V85H191ZM33 85V84H32ZM63 85V84H62ZM94 86H95V84H93ZM96 85H97V83H96ZM101 85H99V86H101ZM119 85V84H118ZM26 86H28L27 85V81H26ZM58 86H59V88H58ZM79 86V85H78ZM93 86V87H94ZM104 86V85H103ZM103 86H101V87H98V85H97V88L96 89H99V88H102ZM114 86V85H113ZM116 86V85H115ZM38 87H40V86H38ZM52 87V88H53ZM80 87H78V88H80ZM108 87V86H107ZM195 87H198V86H193V88H195ZM32 89L34 88V85H33V87H31ZM51 88V87H50ZM49 88V89H50ZM77 88V89H78ZM113 88H115V87H113ZM35 89V88H34ZM41 89H42V87H41ZM42 89V90H43ZM68 89V90H69ZM105 89V88H104ZM28 90V89H27ZM45 90V89H44ZM51 90V89H50ZM54 91H55V89H53ZM59 90H56V96H58V92H61V91H59ZM105 90H107V89H105ZM104 90V91H105ZM110 90V89H109ZM109 90H107V91H109ZM203 90V89H202ZM25 91V90H24ZM28 91H30V90H28ZM37 91H39V89L37 90V87H36V91H32V93H35L36 94V96L38 95V92ZM41 91V90H40ZM49 91V90H48ZM52 91V90H51ZM50 91V92H51ZM58 91V92H57ZM64 91V90H63ZM66 91V90H65ZM95 91H98V90H95ZM99 91H101V89L99 90ZM119 91V90H118ZM199 91V90H198ZM31 92V91H30ZM203 92V91H202ZM25 93V92H24ZM31 93V94H32ZM42 93H44V92H42ZM46 93V92H45ZM48 93L49 92H47V95H48ZM64 93V92H63ZM62 93V94H63ZM101 93H103L102 91L100 92V94ZM113 93V92H112ZM115 93V92H114ZM61 94V95H62ZM106 94V93H105ZM110 94V93H109ZM204 94V93H203ZM22 95H24V96H22ZM30 95V94H29ZM39 95L40 96H42L41 94H40V92H39ZM50 95H52V93L50 94ZM103 95V94H102ZM118 95V94H117ZM201 95V94H200ZM31 96V98L32 97H34L33 96V94L32 95H30ZM29 96V97H30ZM40 96H37V97H39V99L41 100V101H44L45 99L43 98L44 97V95H43V99H41V97ZM53 96V95H52ZM110 96V95H109ZM116 96V95H115ZM122 96V95H121ZM129 96V95H128ZM53 97V98H54ZM62 97H63V99L64 100H62ZM65 97H68V96H65ZM78 97V96H77ZM76 97V98H77ZM93 97V96H92ZM100 97V96H99ZM118 97V96H117ZM30 98V101L32 100ZM47 98H49V96L47 97ZM58 98V97H57ZM68 98H70V97H68ZM104 98H105V95H104ZM110 98V97H109ZM127 98V97H126ZM39 99H37V100H39ZM51 99V98H50ZM33 100H35V99H33ZM36 100V101H37ZM39 100V101H40ZM48 100V99H47ZM46 100V101H47ZM75 100V99H74ZM104 100V99H103ZM111 100V99H110ZM127 100V99H126ZM125 100V101H126ZM131 100V99H130ZM221 100V99H220ZM208 101V100H207ZM32 102V101H31ZM122 102H124V101H122ZM43 103V102H42ZM134 103V102H133ZM136 103V102H135ZM169 103V102H168ZM30 104V105H29ZM132 104V103H131ZM138 104V103H137ZM219 104V103H218ZM226 104V103H225ZM130 105V104H129ZM134 105V104H133ZM185 105V104H184ZM222 105V104H221ZM49 108H48V107ZM131 106V105H130ZM138 106V105H137ZM152 106V105H151ZM45 107V108H44ZM133 107V106H132ZM187 107V106H186ZM196 107V106H195ZM136 108V107H135ZM139 108L141 109V107H138V110H139ZM81 109V108H80ZM122 109V108H121ZM130 109H131V111H132V108L130 107ZM151 109V108H150ZM142 110V109H141ZM82 111V110H81ZM125 111V110H124ZM146 111V110H145ZM144 111V112H145ZM159 111H161V110H159ZM170 111V110H169ZM188 111V110H187ZM195 111V110H194ZM221 111V110H220ZM83 112V111H82ZM86 112V111H85ZM138 112V111H137ZM149 112V111H148ZM164 112V111H163ZM185 113H188V112H185ZM192 113H194V112H192ZM218 113V112H217ZM222 113V112H221ZM220 113V114H221ZM242 113V112H241ZM142 114V113H141ZM196 114H197V112H196ZM205 114V113H204ZM250 114V113H249ZM83 115V114H82ZM195 115V114H194ZM216 114H214V116H215ZM223 115V114H222ZM261 115V114H260ZM130 116V115H129ZM135 116H137L138 117V114H135ZM145 116V115H144ZM180 116V115H179ZM183 116H184V114H183ZM183 116H181L182 118H183ZM186 116H188L189 117V113H188V115H186ZM197 116V115H196ZM225 116V115H224ZM233 116H234V114H233ZM247 116H248V114H247ZM130 117H132V116H130ZM167 117V116H166ZM216 118H217V116H215ZM219 117V116H218ZM61 118V119H60ZM71 118V117H70ZM127 118V117H126ZM162 118V117H161ZM180 118V117H179ZM186 118V117H185ZM194 118H196V117H194ZM229 118V117H228ZM234 118V117H233ZM260 118H261V116H260ZM68 119V118H67ZM218 119V118H217ZM220 119V118H219ZM150 120V119H149ZM157 120V119H156ZM166 120V119H165ZM182 120H184V118L182 119ZM195 120V119H194ZM224 120V119H223ZM223 120H221V121H223ZM228 119H226V121H227ZM230 120H231V118H230ZM237 120V119H236ZM248 120V122L250 121L249 119H247ZM64 121H63V124H64ZM68 121V120H67ZM190 121H191V119H190ZM189 121V122H190ZM233 121V120H232ZM239 121V120H238ZM197 122H198V120H197ZM209 122V121H208ZM235 122V121H234ZM241 122H242V120H241ZM188 123V122H187ZM192 123H195L194 121L192 122ZM198 123H200V122H198ZM197 123V124H198ZM203 123V122H202ZM224 123H225V121H224ZM240 123V122H239ZM245 123V122H244ZM190 124V123H189ZM233 124V123H232ZM236 124V123H235ZM185 125H187V124H185ZM199 125V124H198ZM226 125V124H225ZM67 126V125H66ZM196 126V125H195ZM229 126V125H228ZM249 126V125H248ZM176 127V126H175ZM183 127H184V125H183ZM192 127H194V125L192 126ZM205 127V126H204ZM219 127V126H218ZM236 127H237V124H236ZM197 129V128H196ZM195 129V130H196ZM61 130V129H60ZM175 130V129H174ZM183 129H181V131H182ZM194 130V131H195ZM200 130V129H199ZM224 130V129H223ZM59 131V130H58ZM57 131V132H58ZM203 131V130H202ZM228 131V130H227ZM56 132V133H57ZM184 132V131H183ZM190 132V131H189ZM193 132V131H192ZM225 132V131H224ZM126 133V132H125ZM60 134V133H59ZM62 134V133H61ZM180 134V133H179ZM185 134H187V133H185ZM181 135H182V133H181ZM188 135V134H187ZM192 135V134H191ZM199 135V134H198ZM259 135V134H258ZM58 136V135H57ZM63 136V135H62ZM131 136V135H130ZM172 136V135H171ZM175 136V135H174ZM185 136V135H184ZM24 137V136H23ZM28 137V136H27ZM55 137V136H54ZM166 137V136H165ZM176 137V136H175ZM19 138H20V136H19ZM18 138V139H19ZM29 138V137H28ZM178 138V137H177ZM189 138V137H188ZM31 139V138H30ZM196 139V138H195ZM264 139V138H263ZM27 141V140H26ZM38 141V140H37ZM53 141H54V139H53ZM94 141V140H93ZM172 141V140H171ZM175 140H173V142H174ZM260 141V140H259ZM263 141V140H262ZM20 142V141H19ZM28 142V141H27ZM50 142V141H49ZM169 142V141H168ZM31 143H32V141H31ZM45 143V142H44ZM47 143V142H46ZM118 143V142H117ZM260 143V142H259ZM18 144H20V143H18ZM27 144V143H26ZM53 144V143H52ZM55 144V143H54ZM57 144V143H56ZM258 144V143H257ZM257 144H255V145H257ZM25 145V144H24ZM24 145H23V147H24ZM36 145H37V143H36ZM249 145V144H248ZM263 145L264 144H262V149H263V153H264V147H263ZM22 146V145H21ZM29 146V145H28ZM47 146V145H46ZM49 146V145H48ZM139 146V145H138ZM260 146V145H259ZM11 147V146H10ZM36 147V146H35ZM53 148H54V146H52ZM212 147V146H211ZM3 148V147H2ZM13 148V147H12ZM51 148V147H50ZM35 149V148H34ZM38 149V148H37ZM42 149V148H41ZM45 149H48V147L47 148H45ZM55 149H57V148H55ZM54 149V150H55ZM206 149V148H205ZM209 149H211V148H209ZM23 150V149H22ZM28 150V149H27ZM32 150V149H31ZM50 150V149H49ZM58 150V149H57ZM225 150H230V149H228V147H227V145L226 144H223V143H218V144H216L215 146H214V148H212L209 152H207V153H204V154H200V155H197V156H188V157H185V158H181V159H177V160H172L170 163H168V164H166V165H163V166H160L161 168L159 169V170H156V169H154L153 168V171L154 170H156V173H154V176H152L153 174H151L150 173V176H152V178L150 177V180L143 186V188H142V190H140V196H141V199H142V203H144L145 205H149V204H151L152 203V201L153 200H155V199H157L158 201H159V204H160V215H165L166 216V211H168V213H170V214H172L175 210V214H176V212H179L180 214L182 213L186 218H188L190 215L193 217V215L195 216V218L193 217L192 219H193V221H196L195 219H196V215H198L199 217H200V211L202 212H204V214L205 213H207L208 211H210V210H208L209 208H208V205H209V203H210V201L211 200H213V201H216L217 202V204H218V206L219 207H221L220 209H222L223 210V212H225L227 215V217H228V215L230 216V218L231 219H233V221L235 220V216H234V208L235 207H237L238 206V204L241 202V200L242 199H245L246 197H247V195H245V192H244V190L246 189H244V186L242 185L243 183V181L245 180V179H247V180H249V179H251V180H253V182L255 183V185H257V186H260V188L262 189V190H264V154H259V155H255V156H252V157H244V158H246L245 160L244 159H242V161L241 160H238V161H234V160H229V157L230 156H232L233 155V152H231L232 153V155H230L229 157H227L226 156V154L224 153V151ZM14 151V150H13ZM26 151V150H25ZM40 151V150H39ZM21 152V151H20ZM28 152H30V151H28ZM35 152H36V150H35ZM41 152V151H40ZM43 152V151H42ZM53 152V151H52ZM226 152V151H225ZM230 152V151H229ZM228 152V153H229ZM236 152V151H235ZM247 152V151H246ZM46 153H48V152H46ZM56 153V152H55ZM89 153V152H88ZM20 154V153H19ZM86 154H87V152H86ZM237 154V156L239 155L238 153H236ZM25 155V154H24ZM43 155H44V153H43ZM216 155H219L218 157H219V159H221L220 158V155H224V158L226 159V165H225V168H224V171L222 170V172H223V175L221 174L220 175V170H221V168H222V165L223 164H221V168H219V166H218V164H217V161H218V159H216L215 157H217ZM228 155V154H227ZM14 156H15V154H14ZM23 156V155H22ZM37 156H39V155H37ZM48 156V155H47ZM237 156L235 157V158H237ZM10 157H12V156H10ZM18 157V156H17ZM46 157V156H45ZM217 157V158H218ZM7 158V157H6ZM65 158V157H64ZM71 158V157H70ZM232 158V157H231ZM230 158V159H231ZM242 157H240V159H241ZM47 159V158H46ZM20 160V159H19ZM26 160V159H25ZM222 160V159H221ZM14 161V160H13ZM35 161H36V158H35ZM18 162V161H17ZM24 162V161H23ZM32 162H34V161H32ZM219 162H220V160H219ZM222 162V161H221ZM6 163V162H5ZM31 163V162H30ZM43 163H44V161H43ZM51 163V162H50ZM53 163V162H52ZM158 164V163H157ZM24 165V164H23ZM25 165H26V163H25ZM35 166H37V165H35ZM47 166V165H46ZM7 167V166H6ZM13 167V166H12ZM39 167H40V165H39ZM45 167V166H44ZM49 167V166H48ZM16 168V167H15ZM18 168V167H17ZM20 168H21V166H20ZM28 169V168H27ZM49 169V168H48ZM171 169V170H170ZM223 169V168H222ZM35 171V170H34ZM37 171V170H36ZM35 171V172H36ZM42 171V170H41ZM48 171V170H47ZM46 171V172H47ZM75 171V170H74ZM201 173H200V172ZM45 172V171H44ZM43 172V173H44ZM45 172V173H46ZM50 172V171H49ZM221 172V173H222ZM51 173H52V171H51ZM92 173V172H91ZM149 173V172H148ZM147 173V174H148ZM224 173H228V176H224ZM39 174H42L41 172L39 173ZM47 174V173H46ZM40 176V175H39ZM38 176V177H39ZM149 176V175H148ZM37 177V176H36ZM46 177V176H45ZM159 177H166V179L164 180V178H162V180H161V182H158L157 184H154L153 182H157V181H155L157 178H159ZM51 178V177H50ZM68 178V177H67ZM171 179V180H170ZM40 180V179H39ZM49 181H51V179L49 180ZM227 181H231L230 183H227ZM37 182H38V180H37ZM233 182V183H232ZM245 182V181H244ZM46 183V182H45ZM47 183H49V182H47ZM50 183H52V181L50 182ZM246 183V182H245ZM251 183V182H250ZM154 184V185H153ZM19 185V184H18ZM9 186V185H8ZM23 186V185H22ZM49 186V185H48ZM254 186V185H253ZM10 188V187H9ZM260 192H258L257 194H259ZM262 193L264 194V192L262 191ZM263 194H262V196H261V198H263ZM12 196V195H11ZM259 196V197H260ZM45 197V199H46V196H44ZM250 197V196H249ZM257 197V196H256ZM10 199V198H9ZM17 199V198H16ZM21 199V198H20ZM253 199H255V196H254V198ZM3 200V199H2ZM14 200V199H13ZM245 200H248L249 201V199H245ZM256 200H257V198H256ZM262 200H264V198L262 199ZM261 199H260V201H262ZM21 201L22 200H20V203H18V202H14V203H10V202H8L7 201V203L8 204H10L9 206H11V208H13V210L16 212V214H17V216H18V218L16 219V222L14 223V224H12V221H11V226H7L6 224H4V223H2L3 221L2 220H0V239L1 238H6V237H3V236H6V234L8 233V232H15V233H17V232H19V233H23L25 230V228L29 225V224H33V223H37V224H41L42 222L45 224V219H49L50 220V217H52L53 215H54V213L53 212H47V214H45V216H43L42 218L40 217V215H39V208H40V206H39V204L41 205H43V204H45L44 205V207L46 206H48V203L46 204L45 202H42L43 200H41V202H39V204H38V202H33V200H31L30 202L31 203H29V202H26L25 203V201L23 200L22 201V203H21ZM45 201V200H44ZM50 201V200H49ZM260 201H259V203H260ZM3 203H4V201H2ZM247 202V201H246ZM253 202H255V200L253 201ZM264 202V201H263ZM241 203H245V202H243V200H242V202ZM153 204H155V203H153ZM6 205V204H5ZM4 205V206H5ZM36 205L37 206H39V208L38 207H36ZM41 205V208H42V211H44L43 210V206ZM143 205V204H142ZM49 207V206H48ZM145 207V206H144ZM38 208V209H37ZM147 208H148V206H147ZM75 209H77V208H75ZM171 209H174L173 211L171 210ZM203 209V210H202ZM206 209V211L207 212H205L204 210ZM130 210V209H129ZM169 210H171L172 211V213L171 212H169ZM263 209H261V213L262 214H264L263 213V211H262ZM73 212V211H72ZM153 212H154V210H153ZM178 213V214H179ZM209 213H211V212H209ZM174 214V213H173ZM172 214V215H173ZM181 214V215H182ZM221 214H223L222 212H221ZM208 215V213L206 214V215H204V216H207ZM224 215V214H223ZM232 215H233V217H232ZM210 215H208V217H209ZM225 216V217H226ZM263 216V215H262ZM54 217V216H53ZM52 217V218H53ZM80 217V216H79ZM164 217V216H163ZM163 217H159L160 219H158V220H160V223H162L161 221H163L164 222V220L166 219V217H165V219L164 220H161V218H163ZM224 217V218H225ZM55 218H56V220H58L57 219V217L55 216ZM191 218V217H190ZM201 218H202V216H201ZM207 218V217H206ZM229 218V217H228ZM228 218H226V219H228ZM85 219H86V217H85ZM155 219V218H154ZM209 219V218H208ZM225 219V220H226ZM44 220V221H43ZM49 220H47V221H49ZM52 220V219H51ZM55 220V221H56ZM78 220V219H77ZM157 220V221H158ZM191 220V219H190ZM199 220L200 219H198V221L196 222V224L197 223H200L199 222ZM202 220V219H201ZM205 220V219H204ZM230 220V219H229ZM6 221H8V220H6ZM53 221V220H52ZM52 221H50L51 223H52ZM73 221H75V220H73ZM81 221H83V220H81ZM192 221V220H191ZM232 221V222H233ZM40 222V223H39ZM76 222V224L77 223H79L80 224V221H75ZM85 222V220L83 221V226L81 225V226H79L78 228H80V230H82V227H83V229H84V223ZM223 222H225V221H223ZM8 223V222H7ZM51 223H48V222H46V224H47V226L48 227H50V225L49 224H51ZM101 223V222H100ZM155 223L156 222H154L153 223V226L151 225V226H149V228H151L150 230H152V227L155 229ZM192 223H194V222H192ZM206 223V222H205ZM233 223H235V222H233ZM10 224V223H9ZM44 224H41V225H43V226H45ZM72 224H74V226L76 225L75 223H72ZM111 224V223H110ZM151 224V223H150ZM229 224V223H228ZM33 225H35V224H33ZM78 225V224H77ZM159 225V224H158ZM166 225V224H165ZM42 226V227H43ZM87 226V225H86ZM86 226H85V228H86ZM88 226H90V225H88ZM101 225H99V227L97 228V229H95V226L93 227V226H91L92 228H93V230L95 229V230H97V231H95L96 233H95V235L97 234V236H96V238H98L99 236H101V237H103L104 238V240H105V243H106V245H105V243H102L101 245H105L104 247H102V249H100V252H102V253H104L103 254V256L106 254V252L107 253H110V251H112L114 248H116V247H114V245H117V241L119 242H121L122 244H123V241H121V240H126V241H129V240H127V238L126 237H132V236H135L137 233V231L135 230V233L136 234H134V230L132 231L131 230V233L133 232V234L131 235V236H127L125 233V235L123 234V232H121L122 234V236H124L126 239H124L122 236H120V229L119 228H116V230L117 229H119V231H116L115 229H114V227H113V229H111L112 231L114 230V232H112V237H111V235L109 236V238H110V240H108V239H105V237L106 236H108V235H106L105 236V234H107L106 232H105V228H103V227H100ZM161 226V225H160ZM36 227V226H35ZM47 227V228H48ZM91 227H89V228H87V230H89V229H91ZM111 227H112V225H111ZM118 227V226H117ZM146 227V226H145ZM220 227V226H219ZM232 227H233V225H232ZM31 228V227H30ZM32 228H34V227H32ZM31 228V231H29V232H33L32 229ZM37 228V227H36ZM57 228V227H56ZM74 228V227H73ZM77 228V229H78ZM144 228V227H143ZM147 228V227H146ZM144 228L145 229V231H144V229H142L141 228V230L143 231V232H145V234L148 232H150V230H149V228ZM156 228H158V226H156ZM194 228V227H193ZM27 229V228H26ZM49 229V228H48ZM51 229V228H50ZM109 229V228H108ZM153 229V231H151L150 233L154 236V232H156V229L154 230ZM197 229V228H196ZM195 229V230H196ZM28 230H30L29 229V227H28ZM28 230H26V231H28ZM92 230V229H91ZM92 230V231H93ZM126 231H127V229H125ZM146 230H148V231H146ZM160 230V229H159ZM25 231V232H26ZM34 231H36V229L34 230ZM75 231H77L78 233H77V236H78V234H80L79 232H81V231H79V230H76L75 229ZM92 231H90V233H89V235L86 233V232H84V233H86L87 234V236L89 237V238H91V237H94L95 235H93L92 234ZM107 231V230H106ZM110 231V230H109ZM191 231V230H190ZM49 232H51V231H49ZM69 232V231H68ZM108 232V231H107ZM115 232H119L118 234L119 235H117V234H115ZM139 232V231H138ZM154 234H153V233ZM198 232V231H197ZM237 233H238V231H236ZM10 233V235H12ZM76 233V232H75ZM111 233V231L109 232V234ZM114 233V234H113ZM129 233V232H128ZM147 233V234H148ZM20 234V235H21ZM25 234H27V232L25 233ZM47 234V233H46ZM140 234H142L143 235V233H138L136 236H140ZM150 234V235H151ZM9 235V234H8ZM18 235V234H17ZM30 235V234H29ZM31 235H33L32 233H31ZM93 235V236H92ZM128 235H130V233L128 234ZM243 235V234H242ZM84 236V235H83ZM86 236V235H85ZM87 236H86V238H87ZM135 236V237H136ZM138 236V237H139ZM145 236H147V235H145ZM149 236V235H148ZM152 236V237H153ZM220 236H223V235H219V237H218V239H221L222 240V238L220 237ZM28 237V236H27ZM81 237V236H80ZM80 237L78 238V239H80ZM119 237H122L123 239H121V238H119ZM152 237H151V240L149 241V242H151V241H153V239H152ZM17 238V237H16ZM23 238H24V236H23ZM86 238L84 237V241L86 242H88L89 241V243H90V241L91 240H88V238H87V240H86ZM95 238V239H96ZM103 238H100V239H102L101 241L103 242L104 240H103ZM74 239V238H73ZM92 239V238H91ZM95 239H94V241H93V239H92V244H93V242L95 243L96 241H95ZM121 239V240H120ZM74 240H77V239H74ZM97 240V239H96ZM99 240V239H98ZM97 240V241H98ZM108 240V241H107ZM130 240H132V239H130ZM156 240V239H155ZM225 240V239H224ZM107 241V242H106ZM140 242H142V241H140ZM227 242H229V241H227ZM98 243V242H97ZM155 243V242H154ZM218 243V242H217ZM216 243V244H217ZM219 243H220V241H219ZM218 243V244H219ZM135 244V243H134ZM95 245L96 244H94L93 246L95 247ZM121 245V244H120ZM137 245H139V244H137ZM142 245V244H141ZM141 245H139V246H141ZM220 246H221V244H219ZM112 246L114 247L113 249H112ZM97 247H99V245L97 246ZM96 247V248H97ZM123 247V246H122ZM99 249L97 248V253L99 254L100 252H99ZM218 249H219V247H218ZM221 249V248H220ZM215 250V249H214ZM221 251V250H220ZM219 250H216V252L214 253V259L213 260H211V262H209L210 260L208 259H204L205 261H203L202 262V264H215L218 260H219V258H220V255L222 254V252H220ZM102 253L101 254H99L100 256H102ZM111 255V254H110ZM102 256V257H103ZM211 256V255H210ZM206 257V256H205ZM207 258V257H206ZM208 261V262H207ZM217 264V263H216Z\"/></svg>",
	"mask_w": 264,
	"mask_h": 264
},
{
	"label": "clouds",
	"instance_id": "clouds-1",
	"mask_svg": "<svg viewBox=\"0 0 264 264\" xmlns=\"http://www.w3.org/2000/svg\"><path fill=\"white\" fill-rule=\"evenodd\" d=\"M100 6L99 0H86L85 13L92 14ZM137 7L155 10L159 12L166 11L171 8L186 7L189 6L183 0H137ZM238 7L240 8H252L253 5L249 3L241 2ZM260 8L264 9V0H260Z\"/></svg>",
	"mask_w": 264,
	"mask_h": 264
}]
</instances>
